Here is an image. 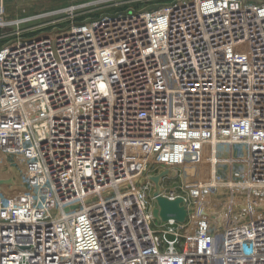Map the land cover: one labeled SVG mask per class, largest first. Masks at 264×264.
Listing matches in <instances>:
<instances>
[{
    "label": "built area",
    "instance_id": "1",
    "mask_svg": "<svg viewBox=\"0 0 264 264\" xmlns=\"http://www.w3.org/2000/svg\"><path fill=\"white\" fill-rule=\"evenodd\" d=\"M75 11L0 24V264H264V0Z\"/></svg>",
    "mask_w": 264,
    "mask_h": 264
},
{
    "label": "rangeland",
    "instance_id": "2",
    "mask_svg": "<svg viewBox=\"0 0 264 264\" xmlns=\"http://www.w3.org/2000/svg\"><path fill=\"white\" fill-rule=\"evenodd\" d=\"M172 1L174 0H0V24L45 15V18L30 22L31 24L38 25L55 18H60L61 20L63 17H60V15L64 11L67 12L73 9L76 10L74 13L77 16L75 20L83 21L84 19L95 18L100 14H113L128 9L140 10L150 7L155 8ZM10 30V28L0 27V34L10 33ZM4 41L5 39L0 41V45ZM13 161V157L11 156H0V162L7 167L10 175L14 179L12 184L14 190L22 197L23 189H20L17 181L19 169L16 167V170H13ZM9 195H11L10 192Z\"/></svg>",
    "mask_w": 264,
    "mask_h": 264
},
{
    "label": "water",
    "instance_id": "3",
    "mask_svg": "<svg viewBox=\"0 0 264 264\" xmlns=\"http://www.w3.org/2000/svg\"><path fill=\"white\" fill-rule=\"evenodd\" d=\"M154 182L157 181V178L152 179ZM0 184L4 185L0 181ZM157 208H154L152 211V216L155 219H160L161 221H167L168 219H173L175 221H183L185 218V211L182 207L179 206L181 200L177 199L174 201H169L163 198H156Z\"/></svg>",
    "mask_w": 264,
    "mask_h": 264
},
{
    "label": "bare ground",
    "instance_id": "4",
    "mask_svg": "<svg viewBox=\"0 0 264 264\" xmlns=\"http://www.w3.org/2000/svg\"><path fill=\"white\" fill-rule=\"evenodd\" d=\"M163 176H165V175H163ZM158 179H159V177H158ZM0 181L3 182V184H4L3 186L6 189V193L8 194L9 198L11 199L9 201L10 204L19 205V204L24 202V200H25L24 196L20 197L16 193V191L14 190L13 185H12L14 179L10 175L7 167L2 162H0ZM153 183L157 186V184L159 183V180H157L156 182L153 181ZM12 190H14V191H12ZM9 192L11 195H9Z\"/></svg>",
    "mask_w": 264,
    "mask_h": 264
},
{
    "label": "crops",
    "instance_id": "5",
    "mask_svg": "<svg viewBox=\"0 0 264 264\" xmlns=\"http://www.w3.org/2000/svg\"><path fill=\"white\" fill-rule=\"evenodd\" d=\"M162 175H166V172H162ZM157 180H159V179H157ZM12 186V185H11Z\"/></svg>",
    "mask_w": 264,
    "mask_h": 264
}]
</instances>
